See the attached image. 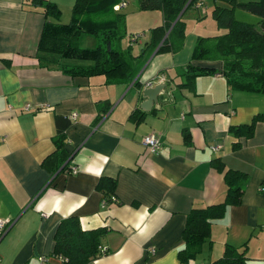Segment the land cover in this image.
<instances>
[{
	"label": "crops",
	"instance_id": "obj_1",
	"mask_svg": "<svg viewBox=\"0 0 264 264\" xmlns=\"http://www.w3.org/2000/svg\"><path fill=\"white\" fill-rule=\"evenodd\" d=\"M30 1L0 0V218L9 222L0 237V264H37L39 255L58 264L51 255L54 232L72 214L81 229L103 230L106 251L91 264H213L226 246L245 249L246 264H264V91L231 90L219 73L180 85L197 37L225 30L202 21L197 31H185L179 49L153 51L136 76L139 88L41 65L45 16ZM199 1L197 11L204 6ZM144 41L137 40L135 54ZM159 82L166 86L157 101L141 109L143 88ZM104 101L107 107L99 109ZM136 108L146 111L138 123L129 119ZM258 114L250 136L230 131ZM55 116L69 122L65 160L44 163L55 148ZM149 134L159 139L155 150L142 145ZM214 159L224 170L246 174L242 199L212 221L211 245L181 263L187 214L225 198L224 173ZM102 178L115 181L113 194L97 188Z\"/></svg>",
	"mask_w": 264,
	"mask_h": 264
},
{
	"label": "trees",
	"instance_id": "obj_2",
	"mask_svg": "<svg viewBox=\"0 0 264 264\" xmlns=\"http://www.w3.org/2000/svg\"><path fill=\"white\" fill-rule=\"evenodd\" d=\"M122 0H73L71 18L67 23L59 22L60 10L50 0H31L30 4L40 7L45 16L38 43L37 58L41 65L56 67L70 76H92L103 74L107 83L126 82L141 87L136 77L149 56L155 53L179 49L185 37L183 13L197 0H137L140 10L158 9L162 22L150 27L148 37L138 53L132 52V43L139 34H128L124 29L125 14L113 6ZM127 1V0H126ZM189 1V2H188ZM188 2L182 15L179 13ZM211 11L216 25L225 31L213 36H198L191 55V61L179 72L180 85L190 86L194 78L208 73H219L231 90L261 93L264 91V0H213ZM242 8L260 17L259 25L236 19L235 9ZM168 32L166 38L165 33ZM127 36V45L122 39ZM164 38V39H163ZM90 45H82V41ZM218 63L215 66L194 65L192 62ZM108 101L98 102L97 107H107ZM146 111L134 109L129 119L140 122ZM58 126L54 136V151L44 159L62 158L66 154L64 129L68 120L55 116ZM261 115H256L248 124L231 127L235 134L248 137L253 134L254 125ZM185 139L188 140L187 135ZM212 165L224 173L227 186L221 202L203 208H193L187 214L181 238L182 247L177 251L181 263L194 259L207 243L211 245V224L221 218L228 205H237L242 199L246 174L237 170H224L223 162L212 160ZM67 166V162L63 168ZM62 168V169H63ZM97 188L104 195L113 194L115 181L102 178ZM9 226V225H8ZM7 226V227H8ZM5 228V230L7 229ZM4 230V231H5ZM3 231V232H4ZM1 233L0 237L2 236ZM103 230H83L76 215L61 219L54 232L52 257L66 258L65 264H90L100 253V237ZM245 249L226 246L223 255L213 264H246Z\"/></svg>",
	"mask_w": 264,
	"mask_h": 264
},
{
	"label": "rangeland",
	"instance_id": "obj_3",
	"mask_svg": "<svg viewBox=\"0 0 264 264\" xmlns=\"http://www.w3.org/2000/svg\"><path fill=\"white\" fill-rule=\"evenodd\" d=\"M30 1V0H28ZM56 5L60 10V18L59 22L67 23L71 18V10L73 0H56ZM199 1V0H197ZM204 2L203 9L207 10V14L205 15L204 10L202 7L197 11L196 8L193 6L189 7L182 15V20L185 24V31H197L202 26V21H209L213 22L214 29L216 32L220 31L216 25L215 20L212 18L211 11L214 7L213 0H201ZM239 2H246L248 0H238ZM69 2V3H68ZM200 2V1H199ZM125 14V25L124 30L128 34H139L140 41H144L145 38L148 36V30L150 27L156 26L162 17V13L158 9L154 10H140L138 6L137 0H127V5L122 8L121 10ZM235 17L238 20L245 21L248 23H252L255 25H259L260 17L256 14H253L247 10L242 8H236ZM207 34H212V30L208 29ZM186 33V32H185ZM215 33V32H213ZM219 33V32H218ZM127 36L122 39V45L126 44ZM83 40L81 43L82 45H90L89 41L84 42ZM142 43V42H141ZM132 52L135 53L138 48H140V44L137 42H133L132 44Z\"/></svg>",
	"mask_w": 264,
	"mask_h": 264
},
{
	"label": "built area",
	"instance_id": "obj_4",
	"mask_svg": "<svg viewBox=\"0 0 264 264\" xmlns=\"http://www.w3.org/2000/svg\"><path fill=\"white\" fill-rule=\"evenodd\" d=\"M126 5H127V1L126 0H122V1H120L118 3H116L113 6V9L117 11V10L125 7ZM134 37H137V34H135ZM26 108H27V106H26ZM75 115H76V113H73L72 114V118H74ZM142 145H144L148 149L155 150L159 146V139L154 134L145 135L142 138ZM71 171L75 172L76 169L72 168ZM8 225H9L8 221H6L5 219H1L0 218V234L5 230V228ZM99 251H100V254L101 253H105L106 249L104 247H100ZM151 251H153V250H151ZM53 258L58 262V264H65V262H66V258L61 256V255H59L57 257H53ZM37 264H50L49 261H48V256L39 255L38 258H37Z\"/></svg>",
	"mask_w": 264,
	"mask_h": 264
},
{
	"label": "water",
	"instance_id": "obj_5",
	"mask_svg": "<svg viewBox=\"0 0 264 264\" xmlns=\"http://www.w3.org/2000/svg\"><path fill=\"white\" fill-rule=\"evenodd\" d=\"M188 2L186 3V5L183 7L181 12L179 13L178 18L182 15V13L185 10ZM168 32H169V30L165 33L164 38H166ZM165 86H166L165 83L159 82V83L155 84L154 86H147V87L143 88V90L141 92L142 93V99H144V98L145 99L142 100V102L140 104V108L144 109V110L150 109L151 106L153 105V103L157 101L159 94L165 88Z\"/></svg>",
	"mask_w": 264,
	"mask_h": 264
}]
</instances>
